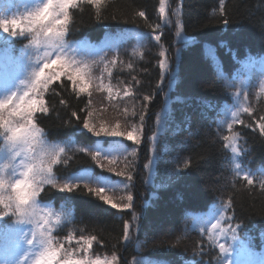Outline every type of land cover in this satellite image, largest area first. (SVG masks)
Here are the masks:
<instances>
[{"label": "trees", "instance_id": "trees-1", "mask_svg": "<svg viewBox=\"0 0 264 264\" xmlns=\"http://www.w3.org/2000/svg\"><path fill=\"white\" fill-rule=\"evenodd\" d=\"M164 3L165 14L171 21L167 25L165 16L159 12L160 0H104L101 19L96 18L94 6L82 3L79 9L72 10L73 22L67 35V41L75 44L98 41L110 31L134 29L146 34L145 41L138 40L136 47L121 53L118 71L112 77L113 88L119 92L127 88L129 95L110 100L112 110L101 112L107 113L108 122L126 120L137 124L142 108L147 106L145 138L135 149L136 156L130 151L119 168L125 174L131 173V184L112 194L122 197L131 193L133 208H114L87 191L64 193L47 188L41 198L67 205L59 232L71 234L75 240L80 235L96 236L99 243L93 242L91 256L115 255L117 264H152L159 258L180 263L182 257L189 258L201 240L197 229L209 221L208 210L212 205L220 206L225 217L246 227V231L238 233L242 245L236 240L234 244L225 242L226 247L240 251L242 246L251 244V250H264V238L256 239L260 232L264 234V188L260 187L264 181V134L259 131L264 124V78L255 77L257 84L253 88L234 89L242 90L246 99L240 110L249 111L242 112V123L233 124L231 131L214 122L213 114L206 109L207 104L230 107L235 99L231 95L234 90L224 85L213 63L217 61L223 72L238 73V69L247 68L245 65L252 66L248 59L243 65L236 66V62L247 56H264V0H164ZM221 4L224 12L220 11ZM140 11L145 13L144 17L136 15ZM225 19L229 21L227 25L223 23ZM157 24L161 25L159 29ZM181 26L182 34L177 36V28ZM152 35H160L161 40L156 41ZM162 51L172 69L176 64L179 67L181 82L176 87L170 88L166 72L161 82L162 70L158 65L164 58L160 55ZM201 73L206 78L204 82H198ZM145 96L153 98L145 101ZM196 98L206 103H201L204 109L193 112L190 107L195 105ZM89 99L85 93L73 92L71 84L62 77L45 96L48 114L39 116L37 122L45 128L50 141L66 149L63 158L67 164L60 165L61 170L75 174L91 171L101 176L100 166L91 153L99 142L102 147L105 142L98 141L82 123ZM61 100L65 103L61 104ZM211 111L215 113L214 109ZM73 112L81 119L73 116ZM157 116L161 121L159 127ZM197 127L200 131L194 133ZM154 132L157 139L150 142L148 137ZM233 133L240 135L241 155L235 159L223 140ZM83 148L89 151H81ZM149 160L154 161L153 169L144 167ZM188 161L191 163L186 169L184 164ZM129 162L130 166L125 168ZM235 163L241 165L239 174ZM245 174L252 180L251 185L244 179ZM220 178L222 184L218 183ZM229 201L230 207L225 210L222 206ZM145 204L149 206L142 208ZM188 211L194 212V219L185 222L183 216ZM141 213V228L136 236L131 231L138 221L132 216ZM170 220L176 226L175 233L157 234L153 229ZM125 223L131 225L130 241L124 240ZM247 235L251 238H246ZM206 243L205 255L196 264H202L208 256L220 263L219 248L213 242Z\"/></svg>", "mask_w": 264, "mask_h": 264}, {"label": "snow or ice", "instance_id": "snow-or-ice-1", "mask_svg": "<svg viewBox=\"0 0 264 264\" xmlns=\"http://www.w3.org/2000/svg\"><path fill=\"white\" fill-rule=\"evenodd\" d=\"M82 3L94 6L96 18H102L101 7L104 0H36L35 3H26L24 11L14 13L11 18L0 16V30L11 37H24L28 40L25 48L30 47L34 50L33 56L28 57L30 61L29 70L25 78L20 81L15 90L6 91L0 98V145H3L2 150L5 153V162L0 166V221L4 222V231L19 233V239L5 250V258L0 260V264H114L117 259L115 255L112 256L111 260L102 259L100 256L93 259L88 255L93 248V242L99 243L96 236L80 235L76 240L78 248L71 246L65 248V243L71 245L75 237L71 234L67 235L64 237V242H61L53 235L54 230L62 223L65 214L42 208L39 199L45 191V186H48L64 193L87 191L114 208H133L131 193L126 196V202L116 203L111 196L105 194V188H93L87 182L94 179L98 184L105 183L108 178L103 175L98 177L89 175L87 178L69 175L61 183L53 172V168L61 163L67 164V160L63 159L66 149L58 144L50 143L45 128L37 122L39 116L47 115L49 112L44 94L49 91L50 85L61 81L62 77L71 84L73 92L78 95L86 93L89 97L92 95L90 89L97 77L93 76L89 64L76 58L77 49L73 48L66 39L73 22L72 10L79 9ZM220 11L224 12L223 4L220 5ZM159 12L165 16V25L171 23L165 14L164 0H160ZM179 12L180 9L177 8V24H179ZM136 15L144 17L145 13L140 11ZM223 23L227 25L229 21L225 19ZM160 27L161 25H156V29ZM181 34L182 26L178 27L176 31L177 36H181ZM154 39L160 41L161 36L156 35ZM161 47L163 46L161 45ZM160 55L164 57L158 65L162 70L161 82H163V73L166 72L171 78V84L175 82L178 73L172 70V66L163 51ZM100 62H104L105 69L108 70L109 65L115 66L116 58L105 62L104 58L101 57ZM92 63L94 64L96 61ZM261 66L264 68V60L261 61ZM128 67L131 68V64ZM98 87L100 89L107 87L109 96H111L112 88L110 86L101 83ZM124 94L125 96L129 95L127 91ZM152 98V96H145L144 100L151 101ZM196 101L197 103H204L202 98H196ZM181 102L183 101L181 100ZM60 103L64 104L65 101L61 100ZM86 109V115L82 120L84 129L97 137L102 134L125 137L136 145L140 144L144 134L146 105L139 115V123L131 125L130 130L127 127L121 130L119 120L112 126L107 125L103 120L98 124L94 122L95 110L92 109L91 99L88 100ZM242 111L248 112L249 109L243 108ZM238 114L239 110L232 112L233 121L227 124L229 131L232 130L233 124L242 123L238 120ZM72 115L76 116L78 120L81 119L75 112ZM160 123V117L157 116L156 125L159 127ZM259 131L264 134V124L260 125ZM156 139L155 132L148 137L150 142H155ZM239 139L238 133L223 137V140L227 142L225 148L231 150L233 159L241 155L238 145ZM80 150L89 151L87 148ZM130 154L133 157L136 156L135 148ZM91 156L100 168L115 165L117 162L116 158H110L108 155L101 158V153L98 151L91 153ZM124 159L127 160V156ZM103 161H107V165ZM190 163L191 161L185 162L184 168H189ZM130 164L131 162L125 164V168H128ZM144 167L153 169L154 161L149 160ZM234 168L239 174L241 165L235 163ZM109 171L115 173L117 169L116 167H109ZM118 175L125 177L127 183L124 187L128 188L132 181L131 173L125 174L124 171H120ZM244 179L247 180L248 184H252V180L247 174L244 175ZM260 187L264 188V181L261 182ZM120 199L124 201L125 197H120ZM230 204L231 201L222 207L228 210ZM13 218H15V223H13ZM132 219H137V216L134 214ZM221 219H217L215 223L211 224L208 239L218 245L222 257L220 264H223V260H228L229 264H232L229 259L233 251L232 247L218 243L214 234L227 239L229 238L227 234L230 232V239L233 242L238 239V236L231 226L227 229L222 227ZM22 224H29L33 227L28 232L16 228V225ZM130 227L131 225L128 223L124 224L125 241H130L132 238L129 233ZM236 227L239 228L240 226L237 225ZM245 252L251 254V248H245ZM193 255L195 256L196 253ZM188 264H195V261H189Z\"/></svg>", "mask_w": 264, "mask_h": 264}, {"label": "rangeland", "instance_id": "rangeland-1", "mask_svg": "<svg viewBox=\"0 0 264 264\" xmlns=\"http://www.w3.org/2000/svg\"><path fill=\"white\" fill-rule=\"evenodd\" d=\"M35 2H36V0H1L0 1V7L2 8V4H4L5 5V10L2 11V14H0V16H6L7 18H11V16L14 13L23 12L24 11V6H25L26 3L27 4H31V3H35ZM13 38L14 37L8 36V34L3 33L2 30H0V44H2L4 42H9ZM83 60H84L85 63H87V64H89L91 66L93 76L97 77V80L94 82L93 87L90 89V91L92 93L90 99H91V102L93 103V109H95V120H94V122H96L98 124L101 120L105 121L107 119V113L102 115L101 112L103 110L104 111L102 113L110 112L112 110V108L110 107L112 105H110V103L103 104V102L107 101V98L109 96V92H108L106 87L103 88V89H100L98 87V85H100L101 83L105 84L100 79V76H99V74L97 72V68H99V64H97V63L93 64L92 63L93 61L87 62V59H83ZM197 78H198V82H204L205 79H206V78H204L202 73ZM116 96H117L116 91L112 89V94H111V96H109L108 100L109 99L113 100ZM191 96H193V95H191ZM99 114H101L102 116H98ZM105 122L107 123V125L112 126V125L115 124L116 121L108 122L106 120ZM125 128H126V124L121 123V130H124ZM197 128L198 129H195L194 133L200 131L199 127H197ZM109 137H114V136H109ZM104 163L106 164L107 162L105 161ZM221 181H222L221 178L218 179V183L219 184H222ZM105 194L111 196L113 198L114 202H116V203L125 202V201H122L120 199L121 195H119V194H117L116 196L112 195L113 193H105ZM122 197H125V196L123 195ZM41 207L45 208V209H51L50 207H43V206H41ZM32 227L33 226L29 225V224H22V225H19L18 229H23L24 232H28L30 230V228H32ZM153 229L157 232V234H162L165 231H167L169 233H175L176 232V226L174 225L173 221H171V220L167 221L165 223L162 221V223H159V225L156 228H153ZM17 234L19 236V233H17ZM77 247H79V246L77 245ZM65 248H67L66 245H65ZM100 257L102 259L107 258V257H103V256H100ZM107 259L111 260V257H108Z\"/></svg>", "mask_w": 264, "mask_h": 264}]
</instances>
